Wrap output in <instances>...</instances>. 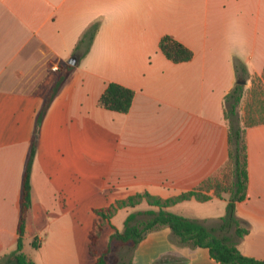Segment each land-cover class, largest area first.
Here are the masks:
<instances>
[{
    "label": "crops",
    "instance_id": "0c3cea01",
    "mask_svg": "<svg viewBox=\"0 0 264 264\" xmlns=\"http://www.w3.org/2000/svg\"><path fill=\"white\" fill-rule=\"evenodd\" d=\"M96 22L89 53H76ZM164 36L189 48L193 59L168 60L160 50ZM74 56L78 63L38 129L59 68ZM235 60L245 65L244 77ZM248 77H264V0H0V261L17 251L35 141L22 253L34 264H96L89 255L95 210L144 192L169 199L194 191L226 166L225 98ZM110 83L135 92L129 113L99 106ZM251 86L238 108L249 181L236 215L250 226L241 253L262 262L264 122L246 125ZM208 195V202L192 199L168 210L212 227L225 216L229 196ZM128 209L127 217L152 208L122 210ZM114 218L110 224L122 232ZM29 245L35 254H25ZM132 264L221 263L208 249L179 246L163 228L140 242Z\"/></svg>",
    "mask_w": 264,
    "mask_h": 264
},
{
    "label": "trees",
    "instance_id": "16d2710c",
    "mask_svg": "<svg viewBox=\"0 0 264 264\" xmlns=\"http://www.w3.org/2000/svg\"><path fill=\"white\" fill-rule=\"evenodd\" d=\"M100 22L89 26L76 46V53L82 52L87 55L94 43L100 29ZM160 50L166 58L175 64L190 62L193 52L173 39L164 36L160 41ZM75 67L66 65L59 68L60 76L57 79L50 96L48 97L38 118V129L47 109L67 80ZM235 68L238 78L246 75L245 65L235 60ZM244 87L236 85L234 90L225 98V117L228 122L229 134V159L224 168L205 180L196 190L182 193L169 199H162L148 192L139 193L127 199L116 201L106 209L95 210L98 217L92 233L90 234L89 255L96 259V264H109V258L115 247L128 248L132 253L146 236L154 231L169 228L172 231L174 241L181 247L190 249H208L211 258L221 264H264L244 256L239 245L250 232V226L236 215V205L243 202L247 197L248 188V153L246 144V128L241 126L239 117V105L243 98ZM135 97V92L115 83L108 84L100 98L99 106L105 110L120 114L129 113ZM264 121H261V123ZM249 124L247 127L256 125ZM36 151V141L28 159L24 181L23 196L21 200V217L18 228V247L11 257L16 264H34L22 253L23 237L27 213L31 207V171ZM213 191L214 196L222 198L223 194L229 196L226 214L220 218L216 225L206 226L203 222L192 220L170 212L168 209L192 199L198 202H208L213 196L208 195ZM146 203L152 209L138 211L130 214L124 222L122 232L113 226L114 233L110 236L108 247L101 254L97 250L100 238L105 231L104 223H110L117 213L126 208H135ZM33 247L37 248L34 242ZM126 264V263H121ZM132 264V258L130 263Z\"/></svg>",
    "mask_w": 264,
    "mask_h": 264
},
{
    "label": "rangeland",
    "instance_id": "374dc122",
    "mask_svg": "<svg viewBox=\"0 0 264 264\" xmlns=\"http://www.w3.org/2000/svg\"><path fill=\"white\" fill-rule=\"evenodd\" d=\"M242 81H246V87L248 82L252 84L249 87L248 95L245 101V108H244V116L246 117V125L257 123L264 121V77L261 78H253L250 77L242 79ZM240 117V115H239ZM128 210L120 211L117 216L114 218L113 223L120 228V231L124 229V221L128 215ZM105 231L102 234L99 244L97 246L98 252L102 253L105 251L109 244V234L113 232L112 225L110 223L103 224ZM35 249L31 245L27 246L25 250L26 255L35 254ZM31 257V256H30ZM132 258V252L128 248L123 247H115L113 252L109 258V264H121L126 263L129 264ZM0 264H16L13 258L7 259L4 258L0 261Z\"/></svg>",
    "mask_w": 264,
    "mask_h": 264
},
{
    "label": "water",
    "instance_id": "95a60500",
    "mask_svg": "<svg viewBox=\"0 0 264 264\" xmlns=\"http://www.w3.org/2000/svg\"><path fill=\"white\" fill-rule=\"evenodd\" d=\"M77 63H78V58L76 57V56H74L72 59H70L69 61H68V64L70 65V66H76L77 65ZM238 84L239 85H245L246 84V81H240V82H238Z\"/></svg>",
    "mask_w": 264,
    "mask_h": 264
},
{
    "label": "built area",
    "instance_id": "2783aa9c",
    "mask_svg": "<svg viewBox=\"0 0 264 264\" xmlns=\"http://www.w3.org/2000/svg\"><path fill=\"white\" fill-rule=\"evenodd\" d=\"M55 70H58L57 68H55Z\"/></svg>",
    "mask_w": 264,
    "mask_h": 264
}]
</instances>
